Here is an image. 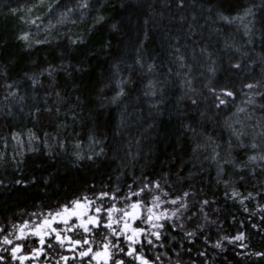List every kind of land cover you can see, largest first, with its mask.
Listing matches in <instances>:
<instances>
[{"label":"clouds","instance_id":"1","mask_svg":"<svg viewBox=\"0 0 264 264\" xmlns=\"http://www.w3.org/2000/svg\"><path fill=\"white\" fill-rule=\"evenodd\" d=\"M126 3L0 7V264H264V0Z\"/></svg>","mask_w":264,"mask_h":264},{"label":"trees","instance_id":"2","mask_svg":"<svg viewBox=\"0 0 264 264\" xmlns=\"http://www.w3.org/2000/svg\"><path fill=\"white\" fill-rule=\"evenodd\" d=\"M8 0H0V7H6ZM148 0H127L126 14L124 16V22L129 31L140 28L142 30V20L137 23V20L143 15L145 6ZM11 17L0 14V39H3L6 34L10 32ZM187 24H181L176 21L168 22L161 21L159 24H155L152 28V39L149 45V51L160 57L162 62H171L169 53L174 51V47H179L181 50L192 59L193 49H196L195 56L200 59V53L197 48V40L191 38L186 31ZM177 37L179 38L177 40ZM105 33L101 30L97 35L93 37L92 46L102 45L105 40ZM93 64V70L100 67V61L98 59L90 61ZM87 78V75L86 77ZM171 135V131L166 133Z\"/></svg>","mask_w":264,"mask_h":264}]
</instances>
